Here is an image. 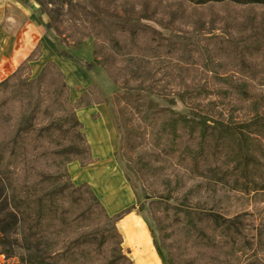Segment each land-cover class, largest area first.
<instances>
[{"label": "rangeland", "instance_id": "1", "mask_svg": "<svg viewBox=\"0 0 264 264\" xmlns=\"http://www.w3.org/2000/svg\"><path fill=\"white\" fill-rule=\"evenodd\" d=\"M28 1L35 5L27 6L35 7L37 15L44 16L46 26L59 30L72 56L93 61L107 57L118 59L115 66L118 86L113 85L112 78L102 71H97L92 81L78 66L89 84L75 101L82 96L93 101V96L86 94L93 82L109 101L114 92L121 95L118 99L120 108L117 109L121 156L141 198L149 197L144 201L146 208L142 214L135 198L132 207L116 214L110 215L105 210L110 218L128 210L116 224L121 239L117 225L129 214L136 213L139 218L144 217L146 226H150L153 250L159 264H264V171L255 173L256 184L249 183L241 188L236 179L238 172L228 164L230 154L219 152L217 158L209 160L211 162L196 176L187 166L165 154L172 143L185 145L188 139L184 135L178 138L155 135L160 118L156 124L145 123L141 119L143 112L138 114L134 108V96L139 91H152L155 97L150 99L159 107H168L177 96L199 90L196 92L199 99L205 98L199 100L202 114L212 117L222 114L232 123L260 121L250 115L248 104L235 101L236 95L233 96L231 89L246 83L260 117L264 113V76L239 83L235 78L226 80L224 74L229 76L228 72L233 69L226 56L232 48L236 51L251 48L250 59L261 68L264 7L215 4L193 8L181 0H121L113 5L112 12L90 16L83 13L78 0ZM139 17L149 20L148 24L160 32V37L141 40L140 48L123 43L120 50L113 49L114 25ZM2 30L0 25V38L4 36ZM41 55L40 47L35 62ZM31 63L24 75L33 79ZM191 66L198 68L197 75L186 72ZM10 70L7 68L0 73L1 81L11 74ZM2 90L0 87V93ZM101 106L108 113L105 105H93L89 107L93 111L91 121L99 118L97 109ZM172 109L182 114L187 112L178 102ZM0 115L2 119L6 117ZM115 137L113 160L116 163V131ZM260 159L264 166V155L261 154ZM91 160L90 165L98 163L92 157ZM71 164L80 167L78 162ZM66 169L72 184L81 185L72 181L68 166ZM88 187L105 209L107 202L101 201L104 194H96L92 187ZM169 205L177 211L171 210ZM186 214L193 217L195 231L191 235L184 231L183 215ZM52 239L56 243L61 237ZM47 244L29 246L19 227L16 232L1 238L0 264H102L110 258L115 240L103 246L100 256L91 253L90 249L65 255L60 244H55L56 247ZM122 254L125 255L123 248Z\"/></svg>", "mask_w": 264, "mask_h": 264}, {"label": "trees", "instance_id": "2", "mask_svg": "<svg viewBox=\"0 0 264 264\" xmlns=\"http://www.w3.org/2000/svg\"><path fill=\"white\" fill-rule=\"evenodd\" d=\"M117 1L121 0H78V4L82 5L83 13L96 16L112 12ZM181 1L193 8L215 4L264 7V0ZM148 21L139 17L115 24L112 48L120 50L123 43L140 48L141 40L160 37V32L150 26ZM45 37L51 41L61 58L79 66L92 81L95 80V73L102 71L112 78L113 85L118 86L116 57H107L102 61L74 57L68 51L59 30L49 28V25L45 27ZM250 49L244 47L236 51L232 48L227 51L228 64L233 69L228 72L229 76L224 74L226 80L235 78L243 83L259 75L264 76V53L261 68H258L255 61L250 59L253 54ZM39 50L40 46H37L29 59L0 82L3 88L0 93V114L6 116L2 119L0 115V242L2 237L21 227L29 246L38 247L48 243L56 247L60 244L65 255L90 249L91 253L100 256L103 246L115 240L110 249V258L102 264H131L127 254H122V239L116 229V224L128 210L108 217L88 185L82 183L76 187L70 181L66 169L73 162H78L82 168L92 164L90 147L76 112L93 105H105L117 135L115 161L134 195L139 213H143L146 208L144 201L149 200V197L141 198L121 156L122 143L117 118L121 95L114 92L109 101L93 82L86 89L87 96H93V101L82 96L72 103L65 77L53 63H47L35 79L24 75L28 64L39 58ZM186 72L197 75L198 68L191 66ZM246 85L244 83L232 88L231 92L233 96L236 95L235 101L248 104L250 115L260 121L232 123L224 119L222 114L217 117L202 114L199 100L205 98L199 99L196 94L199 90L177 96L168 107L156 105L150 99L155 97L152 91H139L140 95L134 96V108L138 114L143 112L141 119L145 123L156 124L160 118L161 123L155 135L173 138L184 135L188 139L185 145L175 146L172 143L166 149L165 154L173 161L187 166L190 173L197 176L200 169L211 162L209 160L217 158L219 152L230 154L228 164L232 165L233 171L238 172L237 184L245 188L249 183L256 184V172L264 171L260 159V155H264V113L259 117ZM177 102L186 109V114L172 109ZM169 208L177 211L175 207ZM183 217L184 231L191 235L195 231L193 217L190 214ZM147 227L153 240L150 226ZM53 237L61 239L55 243Z\"/></svg>", "mask_w": 264, "mask_h": 264}, {"label": "bare ground", "instance_id": "3", "mask_svg": "<svg viewBox=\"0 0 264 264\" xmlns=\"http://www.w3.org/2000/svg\"><path fill=\"white\" fill-rule=\"evenodd\" d=\"M41 58L30 64L33 79L38 76L41 69L48 63H53L65 76L66 84L70 88V100L74 102L83 88L87 87L89 81L82 77L80 68L61 58L53 44L48 40L41 43ZM93 111L89 108L76 112V116L84 128L82 133L86 136L90 147L91 157L97 160L96 165L80 168L77 164L68 165L69 174L74 182L86 183L93 188L96 194H104L101 201L105 203V210L113 215L123 209L130 208L134 204V197L121 171L113 160L116 146V137L111 119L103 106L97 109L99 118L90 120ZM141 224L135 214L125 220L118 230L125 237L126 243L133 248V264H159L150 255L143 241L145 239Z\"/></svg>", "mask_w": 264, "mask_h": 264}, {"label": "crops", "instance_id": "4", "mask_svg": "<svg viewBox=\"0 0 264 264\" xmlns=\"http://www.w3.org/2000/svg\"><path fill=\"white\" fill-rule=\"evenodd\" d=\"M27 5L35 4L28 0H0V25L3 29L2 35H4L0 38V73L10 68V75H12L18 66L29 59L37 46H40L42 49L41 43L43 40H48L45 37L44 28L46 27V20L44 16L41 14L37 15L36 8ZM0 82L2 81L0 80ZM133 214H135L142 226L141 228L145 236L143 244L147 246L150 255L159 262L157 254L153 250L147 226L144 224L141 215V218H139L136 213H131L123 221L119 222L117 227ZM121 236L123 239L122 248L127 257L129 256L130 261H132L133 248L126 243L122 233Z\"/></svg>", "mask_w": 264, "mask_h": 264}]
</instances>
